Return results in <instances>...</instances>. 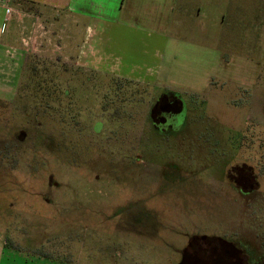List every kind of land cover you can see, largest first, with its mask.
Listing matches in <instances>:
<instances>
[{"label":"rangeland","instance_id":"obj_1","mask_svg":"<svg viewBox=\"0 0 264 264\" xmlns=\"http://www.w3.org/2000/svg\"><path fill=\"white\" fill-rule=\"evenodd\" d=\"M194 19L139 55L121 53L137 81L101 73L97 84L87 72L84 84L81 72H56L67 59L54 54L0 98V264H178L189 243L185 264H215L231 248L220 237L243 249L216 264H247L249 252L264 261V0H205ZM171 93L184 107L164 113L162 135L150 110ZM216 140L245 144L235 157L248 159L250 198L227 197L213 176ZM119 147L127 161L137 147L131 204ZM166 160L208 166L197 207L184 206L180 183L172 191L182 174L162 171ZM125 204L133 228L117 225L133 222L120 216Z\"/></svg>","mask_w":264,"mask_h":264},{"label":"crops","instance_id":"obj_2","mask_svg":"<svg viewBox=\"0 0 264 264\" xmlns=\"http://www.w3.org/2000/svg\"><path fill=\"white\" fill-rule=\"evenodd\" d=\"M204 2L0 0V98H12L13 89L26 84L25 75L37 71L47 57L51 61L54 54L59 61L61 56L67 59L58 62L56 72L69 70L72 79L81 72L84 84L91 77L87 72L94 73L92 80L97 84L101 73L137 81L141 77L131 76L130 64L122 62L121 53L134 56L141 48L143 52L154 46L156 38L169 39L172 25L180 28L188 21L196 22ZM33 261L45 263L38 257Z\"/></svg>","mask_w":264,"mask_h":264},{"label":"flooded vegetation","instance_id":"obj_3","mask_svg":"<svg viewBox=\"0 0 264 264\" xmlns=\"http://www.w3.org/2000/svg\"><path fill=\"white\" fill-rule=\"evenodd\" d=\"M179 99L177 98H168V100L163 101L162 98H157L155 104H153V109L150 110V115L152 116V123L154 126V129H156V131L159 132V134L164 133V129H161L159 127V123L161 121L165 122L168 120V115H164L165 112H169L171 108H174L177 104ZM184 107V103L183 100H180V105H179V109L178 111L181 112L183 110ZM173 116V115H171ZM173 119V118H172ZM100 121V120H99ZM102 121V120H101ZM98 122V121H97ZM96 126V125H95ZM95 126H93V130L95 131ZM172 125H170L171 127ZM180 129V128H179ZM96 132V133H100ZM244 135V134H243ZM229 143V142H228ZM109 145V144H108ZM120 145V144H119ZM131 145H135L134 143H131ZM199 145V144H198ZM209 145V144H208ZM200 146V145H199ZM201 146H203V144H201ZM206 146V144H205ZM236 146H242L244 147L245 144H236L233 142H230L229 144H224L220 141L214 142L211 145V151H213L214 153V157H215V161L214 164L211 165V167L213 168V176L216 178L217 181L219 182H225L227 185V190L226 193L227 197H229V195H234L236 194L237 196H239L240 198H250L251 195H249V193L253 194L255 190H250L247 189V187L250 184L251 181V172H250V166L248 164V159L243 158V160L240 162V160L236 161V157H235V148H237ZM10 145L8 143H6V148H4L5 151L9 152L10 154H12V151L14 149L9 148ZM208 147V146H206ZM246 147V146H245ZM137 149V147L131 148V150H133L135 152V150ZM88 150V148H87ZM122 152V148L119 147V150L116 151V155H119L121 158V152ZM132 152L129 160H125L121 158V162L124 164L125 169L122 170V173H125L123 175H121V178L127 177V178H131V182H132V187H131V192L129 195V204L133 203L135 200H133L135 197L134 194L137 192L138 188V162H139V158H137L138 153H134ZM120 160V159H119ZM205 164V163H202ZM199 166V167H198ZM161 170L162 171H172L173 169H177L180 171L181 178L179 180H174L173 181V186L174 187L172 189V191H179L177 189V184L180 183L179 185V189L180 191H183V195L185 196V204L184 206L186 207V201H188V205H195L197 207V205L199 204V200L202 199L203 197V191H202V185L201 183L203 182V172L208 168V166L205 164V166L203 168H201L202 166H200V164H195V168H190L187 167V165L185 164L184 166H178L177 163L174 160H166L163 163H161L160 165ZM152 168H150L147 172L149 175L154 174L155 170L152 172L151 171ZM215 174V175H214ZM136 175H137V179H136ZM135 177V179H134ZM152 177V176H151ZM154 182V181H152ZM215 193H219V192H215ZM224 193H221L223 195H225ZM154 195V194H153ZM220 196V194L217 195V197ZM133 197V198H132ZM225 198V197H224ZM149 200L150 197H149ZM127 203V202H126ZM194 206V207H195ZM183 207V206H182ZM184 207V208H185ZM193 207V209H194ZM120 208V207H119ZM155 208L152 205L148 206V211H153ZM192 208H188L187 211H191L193 212ZM124 212V213H123ZM186 212V210H185ZM126 213V216L129 217L128 219H131L133 222L128 225H121V223H118L117 225L119 226H130V227H135V223H137V219L135 218V213L133 211H131V209L127 206L126 204L121 208V212H120V216H123ZM123 228V227H122ZM222 239H220L221 243H223L224 245H228V246H236V247H240L238 246L239 244H237L234 240H228L225 239L223 237H220ZM242 249V247H240ZM243 256V255H242ZM246 262L247 264H251L252 260H251V255L247 254V258H246ZM237 261H234V263H236ZM240 262V261H238ZM263 262V263H262ZM260 264H264V261L261 260Z\"/></svg>","mask_w":264,"mask_h":264},{"label":"trees","instance_id":"obj_4","mask_svg":"<svg viewBox=\"0 0 264 264\" xmlns=\"http://www.w3.org/2000/svg\"><path fill=\"white\" fill-rule=\"evenodd\" d=\"M167 97L168 96V98H177L175 95H173L172 93L171 94H163V95H161V97ZM161 97H159V98H161ZM164 99H166V98H164ZM177 99H179V98H177ZM162 100H163V98H162ZM179 102H180V99L178 100ZM177 105V104H176ZM179 109V108H178ZM220 239H222V238H220ZM190 247H191V244L189 243L185 248H184V250H183V257H182V260L178 263V264H185V262H187L188 261V259L190 258V252H189V250H190ZM240 250L241 248L240 247H236V246H233V247H231L230 248V250ZM243 249V248H242ZM241 249V250H242ZM230 250H225L224 251V253H223V256H225V255H232V251H230ZM249 252V251H248ZM249 254L250 255H252V253H250L249 252ZM222 255H220L219 257H217V258H215L214 260H213V262H215V264H216V261L218 260V259H220V258H224ZM225 259V258H224ZM228 259V258H227ZM224 261V260H223ZM228 261V260H227ZM224 263V262H223ZM223 263H221V264H223ZM229 264H230V261L228 262Z\"/></svg>","mask_w":264,"mask_h":264},{"label":"built area","instance_id":"obj_5","mask_svg":"<svg viewBox=\"0 0 264 264\" xmlns=\"http://www.w3.org/2000/svg\"><path fill=\"white\" fill-rule=\"evenodd\" d=\"M7 11L9 12V11H10V9H7Z\"/></svg>","mask_w":264,"mask_h":264}]
</instances>
